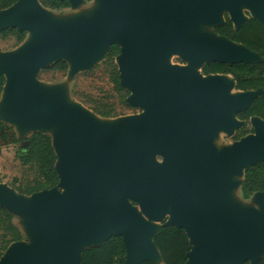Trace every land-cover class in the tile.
<instances>
[{
    "label": "water",
    "instance_id": "obj_1",
    "mask_svg": "<svg viewBox=\"0 0 264 264\" xmlns=\"http://www.w3.org/2000/svg\"><path fill=\"white\" fill-rule=\"evenodd\" d=\"M68 1L77 7L84 0ZM99 2L92 16L69 22L55 20L39 0L0 11V34H31L16 50L0 52V121L23 146L34 133L49 135L59 176L55 188L30 196L0 183V208L23 218L33 238L12 243L0 264H82L84 250L113 236L123 238L125 264H164L154 238L166 226L185 230L192 246L186 264H257L264 257V192L246 208L228 196L241 188L236 178L264 162V121L251 118L254 134L221 150L213 139L243 127L237 114L263 90L237 91L229 75L204 76L167 58L179 54L203 66L263 62L244 45L192 31L201 22L222 25L224 11L240 29L249 19L243 7L264 23V0ZM113 44L127 102L142 108L140 115L100 122L69 103L62 87L37 80L61 60L72 74L88 70Z\"/></svg>",
    "mask_w": 264,
    "mask_h": 264
},
{
    "label": "trees",
    "instance_id": "obj_2",
    "mask_svg": "<svg viewBox=\"0 0 264 264\" xmlns=\"http://www.w3.org/2000/svg\"><path fill=\"white\" fill-rule=\"evenodd\" d=\"M17 1L0 0V11L12 6ZM40 2L43 6L52 10L70 7L68 0H40ZM214 33L244 45L262 56L263 62L258 64L211 63L203 66L202 73L204 75L221 74L231 76L236 82L237 91L262 89L263 92L255 99L252 105L246 111L238 113L237 117L245 121H249L253 117H259L264 121V23L250 17L243 27L236 29L230 18L226 16L224 23L214 28ZM26 35V32H19L15 28L7 29L1 32L0 39L12 37L15 40V46H17L26 39ZM118 55H120V47L117 44H113L108 53L111 64L114 63ZM52 68L61 72H67L69 66L65 61L61 60L55 62ZM111 81L125 102L129 92L121 85L117 69L112 72ZM5 83V77L0 75V97ZM94 111L102 117L112 116L111 110L95 109ZM247 134L242 133L238 135L236 140H240ZM0 140L4 145L11 143L20 145L24 142L17 138L12 127L1 121ZM17 157L22 166H30L36 170L34 180L17 188L20 194L30 196L45 189H53L58 185L59 176L55 168L58 158L52 145V138L49 135L34 133L27 139L26 146H19ZM240 190L244 199H249L257 192H264L263 161L245 170ZM13 218L12 214L0 208V231L4 233V240L0 244V258L12 243L24 239L21 230L14 224ZM154 243L162 255L164 264H186L188 253L192 248L185 230L176 226L162 227L155 236ZM125 256L126 248L123 238L121 236H113L100 247L84 250L82 264H125ZM143 264L157 263L146 261ZM257 264H264V257Z\"/></svg>",
    "mask_w": 264,
    "mask_h": 264
},
{
    "label": "rangeland",
    "instance_id": "obj_3",
    "mask_svg": "<svg viewBox=\"0 0 264 264\" xmlns=\"http://www.w3.org/2000/svg\"><path fill=\"white\" fill-rule=\"evenodd\" d=\"M99 6V0H84L77 7H72L70 5V7L60 10H52L45 6L44 8L47 9L55 20L59 22H69L79 18L92 16ZM242 13L246 18L252 16L246 7L242 8ZM226 16L230 17V14L224 11L222 13L223 21ZM192 32L207 36L216 35L214 33V26L206 22H201ZM30 37L31 34H27L25 40ZM21 44L15 46V40L12 37L8 39H0V52L16 50ZM108 53L109 50L90 69L76 74H72L70 69H68L67 72L55 70L52 68L54 63L50 64L38 73L37 80L46 88L62 87L65 90L67 101L69 103L80 106L89 111L100 122L114 123L123 118L142 114L144 112L142 108L133 107L127 102V98L131 94L128 90L129 95L126 98L125 103L122 96L114 88L111 81V74L115 69L118 71L119 66L117 60L111 64L110 59L108 58ZM167 60L173 66L191 67L195 71L202 73L203 65H194L191 60L184 59L179 54H171L168 56ZM232 93H234V91H232ZM95 109H104L106 111L111 110L112 116L102 117L95 113ZM53 130L47 133L52 135ZM242 133H248L247 135L254 134V127L251 121H246L243 127L239 129L236 128L231 134L225 130L217 131L213 139V144L218 150H221L224 147H229L238 141L236 138ZM20 145H23V143ZM20 145L13 143L4 145L0 140V183L14 189L17 193H19L17 188L31 182L36 177L35 168L30 166L24 167L21 165L17 157V151ZM158 160L162 161V158L158 157ZM236 180L242 181L243 178L238 177ZM228 197H235L238 201L237 205L240 208L255 206L253 196L249 199H244L241 195L240 188L232 190ZM129 202L140 211V208L135 201L130 200ZM168 220L169 216L164 217L161 221L157 222V227H161L163 224L167 223ZM13 222L21 230L24 236L22 242L32 243L33 238L25 230L24 219L14 216ZM3 236L4 233L0 231V244L4 240Z\"/></svg>",
    "mask_w": 264,
    "mask_h": 264
},
{
    "label": "flooded vegetation",
    "instance_id": "obj_4",
    "mask_svg": "<svg viewBox=\"0 0 264 264\" xmlns=\"http://www.w3.org/2000/svg\"><path fill=\"white\" fill-rule=\"evenodd\" d=\"M229 17V16H228ZM226 18V17H225ZM230 18V17H229ZM250 18V17H249ZM249 20V19H248ZM203 68V67H202ZM203 74V73H202ZM204 75V74H203ZM209 75H221V74H209ZM209 75H204V76H209Z\"/></svg>",
    "mask_w": 264,
    "mask_h": 264
},
{
    "label": "bare ground",
    "instance_id": "obj_5",
    "mask_svg": "<svg viewBox=\"0 0 264 264\" xmlns=\"http://www.w3.org/2000/svg\"><path fill=\"white\" fill-rule=\"evenodd\" d=\"M227 79H229V80H227ZM230 80H231V79H230L229 77L226 78V81H230Z\"/></svg>",
    "mask_w": 264,
    "mask_h": 264
}]
</instances>
